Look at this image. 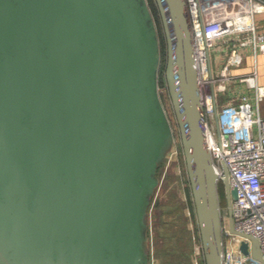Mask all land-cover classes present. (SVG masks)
I'll list each match as a JSON object with an SVG mask.
<instances>
[{
    "label": "water",
    "instance_id": "obj_1",
    "mask_svg": "<svg viewBox=\"0 0 264 264\" xmlns=\"http://www.w3.org/2000/svg\"><path fill=\"white\" fill-rule=\"evenodd\" d=\"M155 1L205 262L223 264L187 2ZM162 59L149 0H0V264H151L149 207L175 142Z\"/></svg>",
    "mask_w": 264,
    "mask_h": 264
},
{
    "label": "built area",
    "instance_id": "obj_2",
    "mask_svg": "<svg viewBox=\"0 0 264 264\" xmlns=\"http://www.w3.org/2000/svg\"><path fill=\"white\" fill-rule=\"evenodd\" d=\"M186 2L205 105L206 143L219 181L222 182L226 165L231 187L237 189L232 201L234 230L229 215L227 219L223 216L222 262L264 264V84L260 83L257 66L258 53H264V21L257 17L264 13V0ZM219 44L229 47L230 53L216 68L212 50ZM240 47L254 53L256 63L252 71L234 74L233 66L242 64ZM253 239L259 241L261 259L253 254ZM243 241L248 243V252L241 248Z\"/></svg>",
    "mask_w": 264,
    "mask_h": 264
},
{
    "label": "rangeland",
    "instance_id": "obj_3",
    "mask_svg": "<svg viewBox=\"0 0 264 264\" xmlns=\"http://www.w3.org/2000/svg\"><path fill=\"white\" fill-rule=\"evenodd\" d=\"M149 3L158 24L162 45L159 92L175 132L173 149L158 169L159 183L149 207L150 262L151 264H206L180 130L165 76L167 45L164 29L156 1L149 0ZM261 20L263 19H259ZM215 54L212 50L213 60ZM223 188V182H220L222 212L227 219L228 210Z\"/></svg>",
    "mask_w": 264,
    "mask_h": 264
},
{
    "label": "crops",
    "instance_id": "obj_4",
    "mask_svg": "<svg viewBox=\"0 0 264 264\" xmlns=\"http://www.w3.org/2000/svg\"><path fill=\"white\" fill-rule=\"evenodd\" d=\"M257 17L258 19H263L264 21V13H259ZM238 50H239L238 52H240V54L243 57L242 64L233 66L232 73L242 74L252 71L256 63V58L254 56V53H252L251 51H249L250 53L245 52V49H243L242 47H240ZM214 51L216 53L215 54L216 57L215 60H213V62H214V66L218 68L225 62L226 57L230 53V48L226 47L224 44H219L216 46ZM257 66L259 70L260 83L264 84V53L262 52L258 53ZM261 112L262 115H264V100L261 105Z\"/></svg>",
    "mask_w": 264,
    "mask_h": 264
},
{
    "label": "flooded vegetation",
    "instance_id": "obj_5",
    "mask_svg": "<svg viewBox=\"0 0 264 264\" xmlns=\"http://www.w3.org/2000/svg\"><path fill=\"white\" fill-rule=\"evenodd\" d=\"M223 187H224V185H223ZM223 189H224V192H225V198H226V203H227V194H226L225 188H223ZM220 193H221V190H220Z\"/></svg>",
    "mask_w": 264,
    "mask_h": 264
},
{
    "label": "trees",
    "instance_id": "obj_6",
    "mask_svg": "<svg viewBox=\"0 0 264 264\" xmlns=\"http://www.w3.org/2000/svg\"><path fill=\"white\" fill-rule=\"evenodd\" d=\"M161 165H162V163H161ZM161 165H160V166H161ZM159 168H160V167H159ZM192 204H193V203H192ZM193 206H194V204H193Z\"/></svg>",
    "mask_w": 264,
    "mask_h": 264
}]
</instances>
